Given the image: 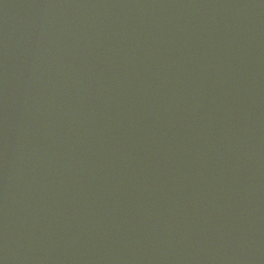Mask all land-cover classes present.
<instances>
[{
  "label": "water",
  "instance_id": "1",
  "mask_svg": "<svg viewBox=\"0 0 264 264\" xmlns=\"http://www.w3.org/2000/svg\"><path fill=\"white\" fill-rule=\"evenodd\" d=\"M0 264H264V0H0Z\"/></svg>",
  "mask_w": 264,
  "mask_h": 264
}]
</instances>
